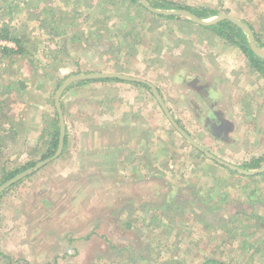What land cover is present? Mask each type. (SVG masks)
Instances as JSON below:
<instances>
[{
	"label": "rangeland",
	"instance_id": "obj_1",
	"mask_svg": "<svg viewBox=\"0 0 264 264\" xmlns=\"http://www.w3.org/2000/svg\"><path fill=\"white\" fill-rule=\"evenodd\" d=\"M165 1L227 14L264 44V0ZM179 17L117 0H0V30L25 49H0V264H264V174L207 157L155 96L204 149L241 167L264 154V77ZM107 73L148 84L72 82L60 100L67 142L37 167L59 89Z\"/></svg>",
	"mask_w": 264,
	"mask_h": 264
},
{
	"label": "trees",
	"instance_id": "obj_2",
	"mask_svg": "<svg viewBox=\"0 0 264 264\" xmlns=\"http://www.w3.org/2000/svg\"><path fill=\"white\" fill-rule=\"evenodd\" d=\"M117 1H121L123 3H130V4H139L141 6V0H117ZM148 4L158 10H166V11H177V10H186L188 12H190L192 15H194L195 17H197L200 20H207L210 18H214L217 17L220 13L216 10L210 9L208 7H204V6H199V7H182V6H178V5H174L170 2H167L165 0H147ZM157 15V14H155ZM159 17H163V18H167V19H178L180 18L179 16H161V15H157ZM205 28L211 30L213 33H215L217 36H219L220 38H222L223 40L229 42L230 44L238 47L243 53L244 55L247 57L248 61L250 62V64L252 65V67L261 74V76L264 77V59L257 56L251 48V44L249 42V37L246 33V31L239 27L237 24L224 19L221 20L213 25L210 26H206ZM250 29L252 30L256 43L258 45V47L264 50V44L261 45L260 43V39L259 36L255 33V31L252 29V27L250 26ZM11 30L9 28H2L0 30V39H5V40H10L13 42H16L17 44V50H11V49H3V52L5 54L7 53H19V54H23L25 52V49L23 48V44H22V40L18 39L17 37H13L10 34ZM99 81H116V82H123V80L118 79V78H108V79H90V80H85V81H80V82H76V83H80V84H86V83H95V82H99ZM135 84L138 85H144L142 83H138V82H134ZM78 85V84H77ZM145 86V85H144ZM171 112V111H170ZM60 120H57V127L56 130L54 131V133L52 134V145L50 146V148L47 150V152L43 155V159H49L51 157H53V155H55V153L58 150L59 147V139H60V125H59ZM67 142V136H66V140L65 143ZM264 165V155L261 156H256L253 157L252 159H250L249 161H247L243 166H241L242 169L246 170V171H255L260 169L262 166ZM18 173H14V171H8L6 172L5 175V179L4 181H10L12 180ZM261 174H264L261 173ZM17 183H15L16 185ZM2 194V193H1ZM0 194V196H1ZM218 264L215 263L213 261L208 262L206 264Z\"/></svg>",
	"mask_w": 264,
	"mask_h": 264
},
{
	"label": "water",
	"instance_id": "obj_3",
	"mask_svg": "<svg viewBox=\"0 0 264 264\" xmlns=\"http://www.w3.org/2000/svg\"><path fill=\"white\" fill-rule=\"evenodd\" d=\"M141 3H142V5L148 11H150V12H152L154 14L161 15V16H172V15H175V16H188V17H190V19L193 22H195V23H197V24H199L201 26H204V27L213 25V24H215V23H217V22H219L221 20L227 19V20H229V21L237 24L239 27L243 28L246 31V33H247V35L249 37V42L251 44L252 51L257 56H259V57H261V58L264 59V51L258 47L252 30L250 29V27L247 24H245L244 22H242V21H240L238 19H235V18H233V17H231V16H229L227 14H219L217 16V18H215L212 21H204V20L198 19L197 17H195L194 15H192L190 12H188L186 10H177V11L158 10V9H155V8L151 7L148 4V1L147 0H141ZM108 78H118V79L125 80V81L141 82V83H145V84L147 83L145 81H141L140 79H135V78H132V77L123 76V75L114 74V73H107V74H89V75H83V76H75V77H72L71 79H69L59 89V91L56 94V104H57L58 114H59L60 123H61V138H60V144H59V148H58L56 157L62 153L63 146H64V141H65V123H64V116H63V111H62V107H61V102H60L64 90L66 89V87L68 85H70L72 82H75V81H85V80H90V79H108ZM155 96L158 97L159 102H160L161 106L163 107V110H164L165 114L167 115L168 119L170 120V122L172 123V125L174 126V128L182 135V137H184L188 141L189 144H191L192 146H194L195 148H197L198 150H200L207 157H209L212 160L216 161L220 165H223L225 167H228L229 169H231L233 171H237V172H239L241 174H244V175H247V176H254V175H258V174H261V173L264 172V165L260 169L255 170V171H246V170L242 169L241 167H238V166L229 164V163H227V162H225V161L217 158L216 156H214L212 153H210L209 151H207L206 149H204L202 147V145H200L195 139H193L189 134H187L181 128V126L175 121V119L171 115L170 110L168 109V107L165 104V102L162 100V98L160 96H158V94L156 92H155ZM54 158H55V156L52 157V158H49V159H47L45 161H43L42 163L38 164L37 167H41L42 165H44L46 163H49ZM31 171H32V169L29 170V171H27V172H25V173H23L20 176H17L15 178H13L8 183V185L13 184L14 182H16L17 180H19L20 178L26 176ZM6 186L7 185H5V187ZM4 188H2V189H4Z\"/></svg>",
	"mask_w": 264,
	"mask_h": 264
},
{
	"label": "built area",
	"instance_id": "obj_4",
	"mask_svg": "<svg viewBox=\"0 0 264 264\" xmlns=\"http://www.w3.org/2000/svg\"><path fill=\"white\" fill-rule=\"evenodd\" d=\"M15 48V45L13 42L5 40V39H0V49H13Z\"/></svg>",
	"mask_w": 264,
	"mask_h": 264
},
{
	"label": "crops",
	"instance_id": "obj_5",
	"mask_svg": "<svg viewBox=\"0 0 264 264\" xmlns=\"http://www.w3.org/2000/svg\"><path fill=\"white\" fill-rule=\"evenodd\" d=\"M264 155V154H263Z\"/></svg>",
	"mask_w": 264,
	"mask_h": 264
}]
</instances>
